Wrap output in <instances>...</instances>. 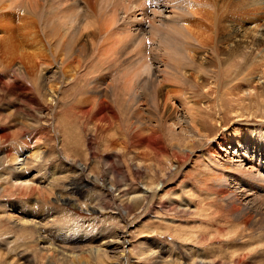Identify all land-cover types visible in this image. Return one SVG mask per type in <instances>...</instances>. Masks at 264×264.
Returning a JSON list of instances; mask_svg holds the SVG:
<instances>
[{"label":"bare ground","instance_id":"bare-ground-1","mask_svg":"<svg viewBox=\"0 0 264 264\" xmlns=\"http://www.w3.org/2000/svg\"><path fill=\"white\" fill-rule=\"evenodd\" d=\"M226 2L0 0V98L9 95L27 100V121L34 119L33 109L46 110L37 95L44 96L56 110L64 108L66 111L58 118L50 114L55 119L54 128H62L67 146L59 151L71 168L76 165L74 155L69 153L75 147L76 133H85L88 126L96 133L102 124L119 115L130 116L137 139L141 133H150L137 140L150 150L164 153L162 130L168 134L177 160H191L197 150L204 149L215 164L213 193L220 199L222 211L216 212L219 222H212L211 236L203 234L202 240L213 243L222 239L233 243L235 249L228 257L221 256L210 264H264V123L241 126L250 133L249 139L239 136L238 126L220 138H211L204 110L195 102L194 93H187L198 91L208 78L221 82L223 65L235 63L247 70L254 55L248 50L256 52L264 47V29L243 35L252 40L242 47L229 25L236 17L244 19L243 15L254 13L258 22V17H264V0ZM232 39L234 45L224 49ZM216 65L219 73L214 71ZM6 77L15 83L9 86ZM19 79L29 81L31 88L19 85ZM166 87L177 90L166 91ZM29 89L37 95H30ZM174 102L182 113L175 112L171 117L165 109ZM110 136L116 143L117 135ZM112 142L108 140L107 144ZM108 168L116 169L110 164ZM155 195L147 190L142 194L150 204L148 208ZM91 252L100 259V248Z\"/></svg>","mask_w":264,"mask_h":264},{"label":"rangeland","instance_id":"rangeland-1","mask_svg":"<svg viewBox=\"0 0 264 264\" xmlns=\"http://www.w3.org/2000/svg\"><path fill=\"white\" fill-rule=\"evenodd\" d=\"M254 14H242L244 19L236 17L229 24L242 47L252 40L245 38L247 34L264 29V17L257 22ZM230 41L224 49L234 45L235 40ZM248 52L255 58L251 57L247 70L243 65L226 64L221 82L208 78L198 91L187 90L204 110L211 138L238 126L239 136L249 139L246 124L264 123V47ZM214 71L219 73V65ZM4 79L9 86L15 83ZM18 81L31 88L29 81ZM37 96L46 110L33 109V121L25 120L27 100L0 98V264H210L235 250L233 243L222 239L202 240L205 234L211 236L212 225L219 222L216 212L222 211L214 194L215 164L204 149L197 150L191 160H177L162 130L164 153L150 150L137 141L150 133H141L137 139L130 116L119 115L106 122L108 127L102 124L103 132L100 125L96 133L89 126L85 133H76L75 149L69 150L76 168H71L59 151L66 145L62 128H54L50 114L58 118L66 110H56L44 96ZM175 112L182 113V109L175 102L168 103L166 115L172 117ZM112 133L117 135L116 143L111 141ZM109 164L116 169H109ZM164 178L168 180L158 187ZM25 185L29 187L21 188ZM146 190L151 196L156 193L149 208L142 197ZM93 248L102 250L99 260Z\"/></svg>","mask_w":264,"mask_h":264}]
</instances>
